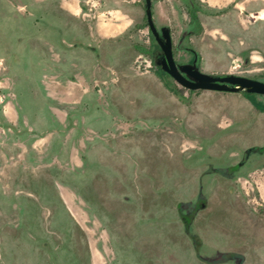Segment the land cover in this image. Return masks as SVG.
<instances>
[{
	"label": "flooded vegetation",
	"instance_id": "1",
	"mask_svg": "<svg viewBox=\"0 0 264 264\" xmlns=\"http://www.w3.org/2000/svg\"><path fill=\"white\" fill-rule=\"evenodd\" d=\"M148 1L186 80L264 82L217 58L240 0ZM154 32L146 0H0V264H264V93L180 83Z\"/></svg>",
	"mask_w": 264,
	"mask_h": 264
},
{
	"label": "rangeland",
	"instance_id": "2",
	"mask_svg": "<svg viewBox=\"0 0 264 264\" xmlns=\"http://www.w3.org/2000/svg\"><path fill=\"white\" fill-rule=\"evenodd\" d=\"M216 2H220V0H215ZM241 3L239 4L240 6V11L234 9L233 11H227L223 16H221L224 20H226V23L228 22L230 25L228 26V31L226 30V34H233L236 35V40L235 42H229L222 44V49L218 48L217 51V58L220 61H224L226 58L234 57V55L237 54V52L240 50L241 47L244 46H253L257 51L253 53V56L251 58V63L249 66L245 69L246 72L250 74H258L264 72V0H240ZM162 10L163 12H166V6L162 5ZM245 8L242 10H248L244 11V13L241 12V8ZM249 12L250 16L247 14ZM168 13V11H167ZM17 16V17H16ZM239 18H238V17ZM14 17L16 18H21L18 15L14 14ZM111 17L114 18V14H111ZM215 20V19H214ZM212 20V22H214ZM221 20V18L219 19ZM214 24V23H213ZM38 26L31 24V29H37ZM26 31V30H24ZM211 34H219V32H213ZM8 37L6 38V40ZM242 40H245V42H242ZM203 51L206 53H211L210 51H215L213 48H208V44H204L203 46ZM215 51V52H216ZM241 62V58L237 59V63ZM224 69V68H223ZM130 77V75H128ZM135 112L139 113L140 109L135 108ZM103 118L100 119H95V121H98L101 123L104 122V115L102 114ZM254 133L251 131L246 132L245 135L240 136L237 138L236 145L241 146L243 143H247V141H250L253 139ZM45 140H40L37 145H41L44 143ZM48 141V139H46ZM39 145V146H40ZM3 177L5 179H16L19 178V175L21 172L19 171H14L10 169L9 166L4 167ZM9 170V171H8ZM19 174V175H18ZM31 178H38L40 175H44L43 180H46V182H49L51 180L50 170H38L34 169L32 171ZM39 174V175H38ZM64 179H67L69 183L71 182L72 175L68 171H63L62 173ZM1 176V175H0ZM12 191L14 189H17L15 186H9L5 187L4 190L6 193L8 191ZM179 190H183L184 188H178ZM65 193V192H64Z\"/></svg>",
	"mask_w": 264,
	"mask_h": 264
},
{
	"label": "water",
	"instance_id": "3",
	"mask_svg": "<svg viewBox=\"0 0 264 264\" xmlns=\"http://www.w3.org/2000/svg\"><path fill=\"white\" fill-rule=\"evenodd\" d=\"M146 14L148 16L149 24L154 32L150 22L149 1L146 0ZM155 34V32H154ZM156 39L161 48V60L164 69L170 73L177 81L190 88H206L213 90L237 91L244 89L245 91H254L264 93V82L235 76V75H207L194 71L189 75L194 82L186 80L175 68L171 57L170 41L166 30L162 32V37L155 34Z\"/></svg>",
	"mask_w": 264,
	"mask_h": 264
}]
</instances>
